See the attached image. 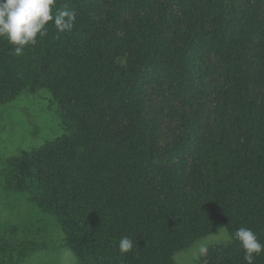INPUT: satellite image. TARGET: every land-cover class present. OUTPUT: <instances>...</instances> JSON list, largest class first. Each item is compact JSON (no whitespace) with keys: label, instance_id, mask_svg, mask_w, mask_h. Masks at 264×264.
<instances>
[{"label":"trees","instance_id":"16d2710c","mask_svg":"<svg viewBox=\"0 0 264 264\" xmlns=\"http://www.w3.org/2000/svg\"><path fill=\"white\" fill-rule=\"evenodd\" d=\"M101 1L56 0L54 14L75 11L73 29L59 33L49 22L47 34L20 56L0 38V107L46 90L64 129L0 166V190L52 218L63 242L24 238L11 227V236L0 241V254H9L7 264H26L52 250H69L79 264H177L178 252L227 229L236 250L226 264H247L235 232L251 229L264 244V0H248L236 11L240 18L232 20L237 21L232 28L224 16L235 12L236 0L229 8L222 0L191 1L184 29H174L173 37L167 34L165 0H157L153 13L136 18L135 28L124 35L118 32L126 11L122 0H113L106 23H94ZM125 54L130 63H118ZM212 56L223 71L222 84L211 87L216 126L201 135L190 193L170 194L167 176L152 178L156 127L144 116L146 88L154 81L148 73L155 72L160 88L180 93L189 105L197 86H206L199 66ZM118 103L114 116L123 117V125L111 118ZM186 105L176 111L181 170L202 133L201 112L191 115ZM122 237L133 242L126 254L119 249ZM255 264H264V254Z\"/></svg>","mask_w":264,"mask_h":264},{"label":"rangeland","instance_id":"374dc122","mask_svg":"<svg viewBox=\"0 0 264 264\" xmlns=\"http://www.w3.org/2000/svg\"><path fill=\"white\" fill-rule=\"evenodd\" d=\"M122 0V8H126L118 25V32L124 35L129 27L135 28V19H142L146 14L153 13L157 0ZM168 4L167 19L171 29L167 30L169 37H173L174 29H184V11H188L191 1L203 5L202 0H165ZM225 8L231 6L232 0H222ZM248 0H236L235 12L226 11L224 16L225 26L235 24L240 18ZM138 6V9H136ZM190 6V7H189ZM114 9L113 0H102L100 13L93 16L96 24H104ZM157 21V17H154ZM232 21V22H231ZM232 29H230L231 31ZM131 57L128 54L117 58L120 64H128ZM220 60L212 56L199 66L205 75L206 86H197V95L192 99V104L183 103L181 94L160 88L156 83L155 72L149 71V80H154L147 86V104L144 111L146 122L155 128L153 148L155 150V171L152 178L159 179L167 176L170 180L169 193L175 194L183 189L185 194L190 193L192 185L190 172L193 160L201 158L202 136L215 129L216 120L219 116L216 109L213 85H221L223 82V71ZM210 69V73L206 70ZM152 77V78H151ZM186 105L187 111L193 115L195 111L201 112L202 133L197 134L193 149L185 156L186 166L178 169L179 155L178 147L182 144L179 137L182 129L179 125L176 111ZM118 103L113 109L112 120H117L121 125L125 121L123 117H117ZM114 124V123H113ZM115 125V124H114ZM64 133L58 106L52 101V95L42 90L36 95H23L7 107H0V166L8 159L20 155L23 151L38 148L47 142H51ZM195 158V159H194ZM199 163V161L197 162ZM166 170V171H164ZM179 172L177 173V171ZM177 178H180L179 180ZM17 227L19 235L24 238L35 239L59 245L63 242L61 231L54 220L36 211L32 205L23 197H13L0 190V241L9 235L10 228ZM220 233V235H218ZM207 246V253L200 255L199 248ZM232 242L227 229H219L217 232L196 241L190 248L182 250L175 255L177 264H208L217 260L220 264H226L228 257L236 249L231 248ZM9 254H0V264L9 262ZM26 264H79L75 255L69 250L60 252L49 251L34 256Z\"/></svg>","mask_w":264,"mask_h":264},{"label":"clouds","instance_id":"9594fccd","mask_svg":"<svg viewBox=\"0 0 264 264\" xmlns=\"http://www.w3.org/2000/svg\"><path fill=\"white\" fill-rule=\"evenodd\" d=\"M55 6L56 0H0V38H6L14 46V54L20 56L26 46L37 44L38 36L42 38L47 34L49 22H53L59 33L71 31L76 20L75 11L58 9L54 14ZM234 237L244 249L247 264H255V257L264 254V244L251 229L241 227ZM119 249L121 254H126L132 251L133 242L122 237ZM207 251V246L199 248L200 255Z\"/></svg>","mask_w":264,"mask_h":264}]
</instances>
